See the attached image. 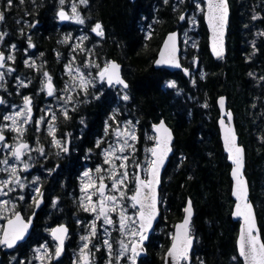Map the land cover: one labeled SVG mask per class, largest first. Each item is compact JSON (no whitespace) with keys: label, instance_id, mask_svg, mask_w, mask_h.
I'll return each mask as SVG.
<instances>
[{"label":"trees","instance_id":"16d2710c","mask_svg":"<svg viewBox=\"0 0 264 264\" xmlns=\"http://www.w3.org/2000/svg\"><path fill=\"white\" fill-rule=\"evenodd\" d=\"M191 1L88 0L87 5H76L84 23L67 25L60 22L59 12L70 6L68 0L63 4L60 0H12L11 6L7 0H0V12L4 14L0 21L2 53H9L13 47L16 74L31 81L17 94L9 76L10 94L2 92L8 102L31 97L36 116L43 117L47 104L39 90L44 73L61 93L70 82L69 63L85 68L86 62L94 58L100 66L106 61H118L129 84L125 90L128 100L117 93L121 87L108 88L103 83L96 92L89 89L84 93L80 89L79 96L72 98L76 103H62L59 109L66 106L70 118L65 119L57 110L55 136H68L71 140V149L64 154L51 147L49 134L35 131L34 126L27 129L26 140L45 148L31 167L36 173H43L45 201L35 216L30 239L13 252L0 249V264H44L32 258L33 248L41 237L51 241L49 228L59 224L70 228L66 253L60 260L46 264H72L73 251L80 244L77 217L87 216L76 200L80 176L88 155L99 158L101 147H97V142L107 125L115 124V115L119 120L137 123L139 146L145 141L144 134L152 132L161 119L175 134L174 154L160 192V221L140 264H163L174 225L182 220L188 198L195 208L194 263L242 264L236 249L239 223L231 219V166L218 128L220 96H226L233 109L240 142L246 149V176L264 241V0H229L227 57H212L201 14L198 31H193L196 44L182 47L186 70L172 73L156 69L154 62L161 43L167 33L175 29L182 32L186 24L180 17L194 7ZM97 23L102 26L103 36L92 31ZM81 32L88 38L75 51L67 37L74 39ZM26 52L35 58L34 66L25 62ZM170 84L175 86L169 87ZM29 207L33 210L32 205ZM31 211L24 212L30 216ZM97 253V264H103L104 251Z\"/></svg>","mask_w":264,"mask_h":264},{"label":"rangeland","instance_id":"374dc122","mask_svg":"<svg viewBox=\"0 0 264 264\" xmlns=\"http://www.w3.org/2000/svg\"><path fill=\"white\" fill-rule=\"evenodd\" d=\"M67 1V0H66ZM70 2V6L68 8H63L62 10H68L69 12V19L67 22H63L60 19L61 23H65L67 25L75 24L76 22L71 19L73 16L72 13V6L77 5V3H80V0H68ZM65 2V0H64ZM76 2V3H75ZM194 7L189 10V12L186 14V16L183 19V23L186 24V26L183 28L181 32V37L183 39V46L185 49L186 47H194L196 44V36L193 35V31H198V25H199V18L201 14H204L205 11V4L203 0H192L191 1ZM77 9V8H76ZM61 10V11H62ZM187 30V32H186ZM184 31V32H183ZM1 36V33H0ZM88 34L81 32L79 33L74 39H72L71 36H68L67 39L69 40L70 46H72L73 49L80 50L79 48L83 45V43L86 41ZM2 40H0V53H2ZM183 50V48H182ZM13 47L10 48L9 53H6V58L8 56H13ZM85 52V51H84ZM90 52L88 51V54ZM4 54V53H3ZM27 57L25 59V62L28 64H32L33 66L36 64L35 58L31 57L28 52H26ZM86 55V53H84ZM15 60V59H14ZM14 60H8L6 59V62L4 63V67L0 68V73L3 74V80H0V90L2 92H5L7 95L10 94V92L7 90L8 82L10 81L9 76L11 77L13 87L17 89V94L19 91L24 87V85L29 86L31 84V81L26 80L20 75H17L15 72V68L13 67ZM109 61H106L103 66H100L98 63H96L95 58L92 60H88L86 62L85 68L75 65V64H70L68 67V72H69V78L70 82L66 84L64 91L60 93V91H57V88L55 87V83L51 78V84L54 85V94L52 96H49L47 94V88H46V83H47V78L43 75L42 76V86L41 89L39 90V93H43L45 95L46 99V104L47 106L44 107V116L37 118L36 113L34 112V108L32 106L34 100L31 97V112L28 113L27 110L24 109V98H21L18 102L11 103L8 102L7 99H5L4 106L2 107L0 111V125L2 131L5 132H10L13 136V140L7 141V145L9 143V147L11 149H2V157L0 161L7 160L8 163L7 165L0 163V169L4 168H11V167H16L17 168V176L19 177L21 184H23V188H21L19 185H12V187L15 188L14 191L8 192V195L5 196H0V201H11V203L8 205V211L6 213H3V218H0V238L3 232V224L4 221L12 217L16 211L18 210V205L25 201L26 195L30 193L32 201L35 203L37 200H40L39 198H43L42 191L40 189L41 183H42V178H43V173L40 174H33L32 176L28 175V173L31 171V167H33V163L36 161V158H39L42 154L37 151L36 149L40 148L39 145L37 144H32L28 142L25 138V133L27 129L30 126H35L36 131L40 132L42 128H44L45 132L48 133V128L50 126L54 125L55 131H54V136L56 133V121L58 118V113L57 110L59 109L62 105V103L67 101V98L70 96L71 101H74L75 103L77 102L76 100L72 99L74 97H78L81 93L79 91L82 89L80 87V81L81 79L90 81V83L87 84V91L89 89H94V92H96L98 89L103 88V83L105 84V80L101 81L99 78V72L103 70V68L108 65ZM98 66V67H97ZM11 69V71H9ZM70 69V70H69ZM120 87L116 86L115 89ZM83 90V89H82ZM85 93V91L83 90ZM78 93V94H77ZM118 94H121L124 96L127 94L125 90L122 89V91L117 90ZM128 95V94H127ZM129 96V95H128ZM68 104L70 102H67ZM57 105V106H56ZM66 109V106L64 107ZM17 112H22L24 115L30 116V121L25 123L23 116H16ZM120 114H122L120 112ZM5 116H15L17 120V126L20 127L23 131V135L20 136L17 134V132L12 130V121L10 120H5ZM55 116V120L52 119V117ZM43 121L42 123L37 124L38 121ZM131 122L132 129L135 133V136L137 137L136 140H129V144L134 146L133 147H128L125 149L123 153L118 151L119 147L123 145V139L124 136L127 134L126 129L128 128V122ZM114 123L113 125L108 124L107 125V131L103 134L102 137L99 138L98 141H100L99 147L100 152L98 153L99 158L97 159L96 157L89 156L87 158V163L85 165V168L80 176V185L77 190V203L79 204L81 210L87 213V216L84 219L78 218L77 217V226L80 227L81 231L79 232L80 237L78 239L79 241V246L77 249L73 251L72 255V264H84V261L81 259V250L83 248V245L85 244V241L81 239L83 236H89V242H88V247L84 249V252L87 254L88 257V264H97V252L98 251H104V261L103 264H132V259H131V242L132 241H137L139 237H132L130 234L127 233V231H121L120 229V224H119V212L120 208H117L115 212H110L109 215L113 219L114 223L112 225H106L103 222V218L97 219L96 214L92 213L91 211H85L84 207L82 206L81 203V198L85 197L86 193L85 191H82L83 184L87 182V178L84 177L85 172H89L90 175L96 179L97 185L99 184V177L104 176V183L108 186L106 189V195H115L118 197V203L121 204V206L126 210V214L131 217L132 219H137V214H138V208H133L132 201L128 199L131 195L134 194L136 190V179L135 177L137 176V171L141 170L142 175L144 178H147L148 170L150 167V161H152V153L149 151L152 149L153 145L156 144V135L152 132H146L144 134V143L139 146L140 142V136L138 132V125L137 123L133 122L131 119H123L119 120L118 117L115 115L114 116ZM120 131L121 136L117 137L116 132ZM51 138V147L55 149V152L58 154H64V151H61L60 148L56 147L53 144V136L49 135ZM56 140H59L61 144L65 145L67 149H70L71 147V140L66 136L63 139H59L58 137L55 136ZM26 143L28 144V149H25L21 161L15 160L14 157H12L11 152L17 146L19 143ZM115 150V156H127L129 157L127 161V172L129 173L128 179L125 181V185L121 187V191H124L125 196L123 198L120 197L119 192L112 191V181L108 179L109 175V170H110V165L106 164L104 162L105 160V151H112ZM113 160V162L118 166L122 161L117 160L114 157L110 158ZM90 162H94L93 165ZM28 165L27 170H25L24 165ZM138 166V167H137ZM97 167H101L105 171L101 173H97L95 169ZM119 172H124L125 169L123 168H118ZM0 179H9L8 172L5 171H0ZM39 189V194L35 191V189ZM5 191H8V189H5ZM89 193L95 192V188H89L87 190ZM42 194V195H41ZM23 196L24 199L20 200L19 197ZM99 199L98 194L92 196V202L95 203ZM161 202V198H160ZM87 203V201H85ZM43 201L39 204V207L36 208V211H38L42 206H43ZM12 205H15V208H12ZM95 223L96 225V235L91 236V225ZM132 227H135V225H132ZM191 231H192V226H191ZM50 232V228H49ZM156 232V230H155ZM155 234V233H154ZM192 235L193 231H192ZM50 237V235L48 234ZM195 236V235H194ZM70 237V236H69ZM196 237V236H195ZM173 238V233H171V240ZM69 240V238H68ZM68 240L66 241V247L68 244ZM107 240L111 245H112V252L109 254L108 248L105 245L104 241ZM120 241H123L125 244L128 245L129 251L127 253H124L123 255L121 246H120ZM45 247L47 248V251L49 255L43 259L40 257L43 256L44 254V249ZM57 247V243L53 240H44L42 244L35 246L34 252L32 254V258L38 260V263H44L46 262H56L60 260L61 258H56L53 254L55 252V249ZM5 248V246L0 245V249ZM39 250V251H37ZM120 257V259H117V257ZM0 262H1V257H0ZM197 264V263H193ZM199 264V263H198Z\"/></svg>","mask_w":264,"mask_h":264},{"label":"snow or ice","instance_id":"6c2138e0","mask_svg":"<svg viewBox=\"0 0 264 264\" xmlns=\"http://www.w3.org/2000/svg\"><path fill=\"white\" fill-rule=\"evenodd\" d=\"M21 3H23V0H20ZM60 3L63 4L64 0H60ZM81 4L87 5L88 0H80ZM8 6H11L12 0H7ZM208 8V22L209 26L213 29L214 36L216 37H222L223 35V29L227 21V3L226 0H208L207 3ZM72 13L73 16L71 19H73L78 24H83L84 20L80 17L79 13L77 12L76 6H72ZM59 16L61 20L69 19L70 17L64 12L60 11ZM4 19L3 12H0V21ZM181 20L184 19L183 16L180 17ZM98 36H103V29L101 24L97 23L95 27L92 29ZM2 39V37H0ZM169 40H172L173 37L169 36ZM31 46V44H30ZM168 44L165 43L164 48L168 49ZM215 51V48H214ZM217 55H220V53H217ZM161 58L157 63H172L173 66L179 67L180 65L175 62V57L172 54H169L166 58L165 52H161L160 54ZM5 59L8 60H14L13 56H8L5 58L3 53H0V68H3ZM31 66V65H29ZM98 67V66H97ZM70 70V69H69ZM11 71V69H9ZM44 76L47 78L46 88H47V94L49 96H52L54 94V90L51 84V77L48 75L47 72L44 73ZM99 78L101 81H104L105 78L107 79V83L111 86L113 83L122 85L123 88H127L128 85L125 83V81L121 78L119 74V65L116 63H110L106 65L103 70L99 72ZM0 80H3V74L0 73ZM90 83V81L81 79L80 81V87L87 92V84ZM174 84H170L169 87H174ZM24 87H27V85H24ZM99 98V97H97ZM124 100H128L129 96L125 94L122 97ZM66 102H71V97L69 96L67 98ZM4 103L3 100H0V104ZM221 105H223V100H221ZM31 100L28 97L24 98V109L27 110L28 113L31 112L30 108ZM75 110V109H73ZM62 114L64 115L65 119H69L68 116V110L62 109ZM16 116H23V119L25 123L30 121V116L24 115L22 112H17ZM230 118V114H229ZM5 120L12 121V130L17 132L18 135L22 136L23 131L20 127L17 126V120L15 116H5ZM53 120H55V116L52 117ZM43 121H38L37 124L42 123ZM82 122V121H81ZM132 129L131 122H128V128L126 129V135L123 139V145L119 147L118 151L123 153L126 148L133 147L129 144V140H136L137 137L135 136V133ZM163 131L166 135L163 138H160L157 140V147L152 148L149 151L152 153V155L155 157L154 160L150 161V173H151V179L144 180L140 179L138 176L135 177L136 179V190L133 195L128 197L130 201H132V207L136 208L138 207V219H132L126 214V210L121 206L120 203H118V197L115 195H106V189L107 185L104 183V176H100L99 184L97 185L96 179L93 178L89 172L84 173V177L87 178V182L83 184L82 191H85L86 195L85 197L81 198L82 206L84 207L85 211H91L92 213L96 214V218L100 219L103 218V222L106 225H112L114 223L113 219L110 217V212H115L117 208H120L119 212V224L121 231H127L128 234H130L132 237H139L138 241H132L131 242V259L132 264H135V258L140 254L141 251H143V242L148 239L147 233L151 230L153 221L156 218L157 212H156V196H155V185L158 183V172L159 169L163 166V162L166 156V153L170 151L168 148V141L170 140V134L168 133V130L165 128L164 124L161 123L157 128L156 131L160 132ZM54 125L50 126L48 128L49 135L53 136V144L60 148L61 151L67 152L68 149L65 145L61 144L59 140L55 139L54 136ZM107 131V128H106ZM117 137L121 136V132H116ZM5 140L4 135L2 134V131H0V145H3ZM226 146L229 145V138L226 135L225 138ZM100 141L97 142V147H99ZM5 147H8L7 145H4ZM28 144L26 143H19L15 148L12 150L11 155L15 158L17 161H21L22 154L25 149H28ZM41 154H43L44 150L43 148L36 149ZM235 151L237 153V156L233 158V162L236 164L237 168L233 172V176L237 177V184L238 186L242 184V180L239 177V170L242 168V156L239 154L242 153V149L237 147L234 143V135L232 136V143L229 147V151ZM114 157L117 160H121L122 162L117 166L112 159ZM129 157L127 156H115V150L112 151H105V160L104 162L106 164L110 165L109 175L108 179L112 181V191L119 192L120 197L123 198L125 196L124 191H121V187L125 185V181L129 177V173L127 172V161ZM0 163H3L7 165L8 161L3 160L0 161ZM138 167V166H137ZM25 170H27L28 165H24ZM118 168L125 169L124 172H119ZM0 171L8 172L9 179H0V196L8 195V192L14 191L15 188L12 187V185H19L21 188H23V184H21V181L19 177L17 176V168L11 167V168H4L0 169ZM97 173H101L105 171L101 167H97L95 169ZM89 188H95V192L89 193L87 190ZM5 189H8V191H5ZM147 190V192H145ZM35 191L39 194V189H35ZM244 189L241 188L240 191L236 193L237 199H241L242 194L244 193ZM150 193V195H149ZM98 194V201L93 203L92 202V196ZM42 195V194H41ZM20 200H23L24 197H19ZM87 201V203H85ZM11 203V201L5 200L0 201V218H3V213H6L8 209V205ZM40 201H36V206L39 207ZM244 207L248 209V214L244 216L245 224H246V230L245 233L242 234L240 239V255L244 257L246 264H264V242H261L257 235H254L255 227H254V217H251V205L245 203ZM12 208H15V205H12ZM188 216L185 218L184 222L178 226L177 233L173 236V244L170 248V250L167 252V257L171 259L172 264H180V261L182 260H188V252L192 245V239L189 235V229L188 225L190 223V217H191V202H189L188 207L185 209ZM240 208L239 205L237 206V215H240ZM8 227L3 230L2 238H0V245H6L8 248H12L16 245L18 241L24 240L25 234L27 233L30 220L28 222H25V220L22 218V216L19 213L14 214V219H8L7 221ZM132 225H135V227H132ZM183 230V231H181ZM67 229L61 227L59 229H55L52 232L53 237L58 240V245L55 249L54 256L56 258H59L61 255V252L63 251V244L64 240L61 236H58L57 233H66ZM91 236L96 235V225L93 223L91 225ZM83 241H85V244L83 245V248L81 250V259L84 261V264H88V257L87 254L84 252V249L88 247L89 242V236H83L81 237ZM105 245L108 248L109 254L112 252V245L105 240ZM120 246L122 250V255L124 253H127L129 251L128 245L125 244L123 241H120ZM39 251V250H37ZM49 255L47 248L44 249V254L40 258L43 259ZM117 259H120L118 256ZM111 264V262H109ZM165 264H168V260L166 259Z\"/></svg>","mask_w":264,"mask_h":264},{"label":"water","instance_id":"95a60500","mask_svg":"<svg viewBox=\"0 0 264 264\" xmlns=\"http://www.w3.org/2000/svg\"><path fill=\"white\" fill-rule=\"evenodd\" d=\"M130 1L134 3L136 0H130ZM203 2L205 4V11L203 14V20H204L205 26H206L207 31H208L209 50H210V53H211L212 57L214 58V60H220V59H223L227 56V37H228V31H229V27H230V18H231L230 3H229V0H226V3H227V21H226V24H225L224 29H223V35H222V37H216V36H214L213 29L209 26V22H208V18H207V16H208V8H207L208 0H203ZM62 11H64L68 15V12L66 10H62ZM182 16L185 17V13ZM67 20L68 19H65L62 21L66 22ZM182 21L183 20H181V22ZM169 36H172L173 39L169 40L168 39ZM165 43L168 44V46H169L168 49L164 48ZM214 48H215V51H214ZM162 51L165 52L166 58L168 57L169 54H172L175 57V62L178 63L180 66L175 67V66H173L172 63H157V61H159L161 58L160 54ZM217 53H220V55H217ZM4 63H5V61H4ZM110 63H116L117 65H119V74H120L121 78L125 81V83H127L128 87L125 89V88H123L122 85H120V86L123 89L127 90L129 88V84L125 80V78L123 77V66L116 60H112L108 64H110ZM154 66L156 69H165V70L172 72V73L185 71V67L182 64L181 34H180L179 29L171 31V32L166 34V36H165V38H164L163 42L161 43L160 48L158 50L157 58L154 62ZM105 83H106L108 88H111L114 85H116L115 83H113L110 86L107 83L106 78H105ZM0 100H3V102H4V96L1 92H0ZM221 100H223V105H221V103H220ZM3 104L4 103L0 104V108L3 106ZM217 107L219 110L218 128H219V133H220V139H221V142L223 145L224 153L227 155V161L231 166V170H230V178L232 181L231 198L234 202L233 208H232V213H231V219L234 222L239 223L238 233H237V237H236V249H237L238 257L241 260L242 264H246L244 257L240 255V239H241L242 234L245 233V230L247 227L245 224L244 216L248 214V209H246L244 207L245 203L251 205L250 219H251V217H254V227H255V231L253 234L257 235L261 242H264V241H263L262 234H261V228L259 225V220H258L256 208L254 206V203L251 200V190H250L249 180H248V177L246 176V167H247L246 149L240 142V136L238 134L236 122H235V114H234L233 110L231 108H229L228 99L226 96H220L217 99ZM229 114H230V118H229ZM161 123L164 124L165 128L168 130V133L170 134V140L168 141V148L170 149V151H168L166 153V156H165V159L163 162V166L159 169V172H158V183L155 185V196H156V201H157V203H156L157 215H156L155 220L153 221L151 230L147 233L148 239H146L143 242V251H141L140 254L135 259V264H139L140 260L147 256L146 245L148 244L151 236L155 233L156 227L160 221V217H161V209H160L161 193L160 192H161V188H162L163 175L166 171V168L168 166V163H169L171 157L174 154L175 134H174L172 127L167 123V121L165 119H161L158 123H156L153 126V132L156 135V138H155L156 144L153 146V148L157 147V140L165 137V135H166L162 130L160 132L156 131V128ZM0 131H2L1 125H0ZM2 134L5 137V140H4V142H5L7 139V135L3 131H2ZM226 135L229 138V145L228 146H226V143H225ZM233 135H234L235 145L237 147H239L240 149H242V153L239 154L240 156H242V168L239 170V177L242 180V184L239 186L237 184V177L233 176V172L237 168L236 164L233 162V158L237 156V153H235L234 150L231 152L229 151V147L231 146ZM1 152H2V145H0V160H1ZM154 159H155V157L152 155V160H154ZM137 176L140 179H144V180L151 179L150 167H149L146 179L142 175L141 170L137 171ZM241 188H243L245 191L242 194L241 199L238 200L236 193L238 191H240ZM145 192H147V190H145ZM149 195H150V193H149ZM41 202L42 201H40V203ZM189 202H191V217H190V223L188 225V229H189V235L192 239V245H191L189 252H188L189 259L180 261V264H183L184 262H186L187 264H192V260H193L192 253H193L195 245H196V237L194 235H192V231H191V226L193 223V219L195 217V208H194V204H193V201L191 198L187 199L182 220L177 222L174 225L173 236L177 233L178 226L181 225L184 222L185 218L188 216L185 209L188 207ZM238 205H239L240 212H241L240 215H237V206ZM138 207L139 206H137V208ZM20 215L24 219L23 215L22 214H20ZM10 219H14V216ZM137 219H138V214H137ZM7 221L4 224V229H6L8 227ZM25 222H27V221L25 220ZM33 227H34L33 223L30 221V224H29L27 233L25 234L24 240L18 241L14 247L8 248L6 245H2V246H5V250L7 252H12L16 248H18L21 244L28 241V239L30 238V236L32 234ZM61 227L67 229V232L66 233H57V235L61 236L64 240L63 251L61 252V255L59 256V258H62L66 253V241L70 235V228L66 224H59V225H56L55 227H53V229L51 231V237L54 241H56V243L58 245L59 242H58V240H56L53 237L52 232H53V230L59 229ZM181 231H183V230H181ZM172 244H173V238H172L170 246L168 247V249L165 252L163 264H165L166 259L168 260V264H172L171 259L167 257V252L170 250Z\"/></svg>","mask_w":264,"mask_h":264},{"label":"flooded vegetation","instance_id":"af4514ba","mask_svg":"<svg viewBox=\"0 0 264 264\" xmlns=\"http://www.w3.org/2000/svg\"><path fill=\"white\" fill-rule=\"evenodd\" d=\"M5 56H6V54H5ZM34 100V99H33ZM44 103H46V99H44ZM38 118V117H37ZM34 129H35V131H36V128H35V126H34ZM40 131H43V132H45V130H44V128H42ZM39 132V131H38ZM6 134H7V140H6V142H4V144L2 145V149H11V147H9L8 145H9V143H8V145H7V141H12L13 140V136H12V134L10 133V132H5ZM59 139H63V138H59ZM33 144V143H32ZM4 145H7L8 147H5ZM40 146V145H39ZM40 148H42L41 146H40ZM53 148V147H52ZM43 149H45V148H43ZM47 149V148H46ZM70 149H71V147H70ZM47 171V169H44V171L43 172H46ZM33 174H37L38 175V173H36L35 171H34V169H32L31 168V171L28 173V175H30V176H32ZM47 174V173H46ZM46 174H45V176H46ZM45 184L46 183H41V187H40V189H41V191H42V194H43V198H39L40 200H37V201H43V203H44V201H45V192H46V190H45ZM30 205H32V208H33V210L31 211L29 208V206ZM36 208H37V206H36V202L34 203L33 201H32V198H31V195H30V193H28L27 195H26V199H25V201H23L22 203H20L19 205H18V210L19 211H16V213H19V214H22L23 215V217H24V219L28 222L29 220L33 223V230H32V233H33V231H34V229H35V216H36V214H37V212L38 211H36ZM26 213H29L30 211H31V214H30V216H27L26 214H25V212ZM14 216V215H13ZM12 216V217H13ZM12 217H10V218H12ZM9 218V219H10ZM8 220V219H7ZM7 220H5L4 221V223L7 221ZM3 227H4V224H3ZM52 229V228H51ZM32 235V234H31ZM2 236V235H1ZM31 237V236H30ZM30 239V238H29ZM28 239V240H29ZM44 240H47L46 239V237L44 236V237H41V239H39L38 240V242H36V245L35 246H38V245H40V244H42L43 243V241ZM26 243V242H25ZM22 245V244H21ZM20 245V246H21ZM19 246V247H20ZM18 247V248H19ZM2 249H4V248H2Z\"/></svg>","mask_w":264,"mask_h":264},{"label":"bare ground","instance_id":"6f19581e","mask_svg":"<svg viewBox=\"0 0 264 264\" xmlns=\"http://www.w3.org/2000/svg\"><path fill=\"white\" fill-rule=\"evenodd\" d=\"M130 1V0H129ZM61 11V10H60ZM191 11V10H190ZM176 30V29H175ZM180 30V29H179ZM19 31H20V29H19ZM174 31V30H173ZM184 32V31H183ZM186 32H187V30H186ZM16 39V38H15ZM227 46H228V44H227ZM227 49H228V47H227ZM228 53V52H227ZM227 57V56H226ZM232 109V108H231ZM233 110V109H232ZM86 157V156H85ZM88 157H89V155H88ZM85 159V158H84ZM232 186V185H231ZM232 199V198H231ZM233 204H234V202H233ZM147 246V245H146ZM168 249V248H167ZM147 253H148V251H147ZM100 258V257H99ZM105 262V261H104Z\"/></svg>","mask_w":264,"mask_h":264}]
</instances>
